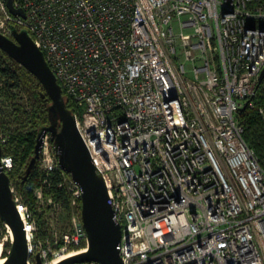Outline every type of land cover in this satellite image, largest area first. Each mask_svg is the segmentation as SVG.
I'll return each instance as SVG.
<instances>
[{
    "label": "built area",
    "instance_id": "1",
    "mask_svg": "<svg viewBox=\"0 0 264 264\" xmlns=\"http://www.w3.org/2000/svg\"><path fill=\"white\" fill-rule=\"evenodd\" d=\"M13 5L25 14L0 0V32L13 38V27L26 29L75 103L78 131L121 227L122 264H264V163L240 120L246 102L264 120L254 101L264 0ZM48 141L39 158L50 172L59 165ZM1 163L10 169L12 157ZM64 173L70 210L78 208L67 230L58 229V217L50 221L43 241L11 188L28 264H38V254L41 264H56L88 249L82 191Z\"/></svg>",
    "mask_w": 264,
    "mask_h": 264
},
{
    "label": "water",
    "instance_id": "2",
    "mask_svg": "<svg viewBox=\"0 0 264 264\" xmlns=\"http://www.w3.org/2000/svg\"><path fill=\"white\" fill-rule=\"evenodd\" d=\"M8 8L24 16V10L13 5V0H6ZM0 49L34 74L44 86L51 99L50 112L60 123L43 127L36 138L35 156L40 157L44 138L48 135L53 141V149L59 167L69 173L73 181L81 188V220L88 236V249L69 256L56 264L76 262H99L101 264H122L117 245L121 238V227L113 218L114 210L108 202V193L102 176L96 171L76 124V116L67 106L54 72L47 63L44 53L35 45L26 29L13 27V38L0 32ZM264 80V67L258 77L257 87ZM247 107V102L241 110ZM0 140V216L12 233L11 248L2 264H28V245L26 228L22 214L14 199L9 176L4 170ZM28 168V169H29ZM37 263L41 264L40 255Z\"/></svg>",
    "mask_w": 264,
    "mask_h": 264
},
{
    "label": "trees",
    "instance_id": "3",
    "mask_svg": "<svg viewBox=\"0 0 264 264\" xmlns=\"http://www.w3.org/2000/svg\"><path fill=\"white\" fill-rule=\"evenodd\" d=\"M0 83L2 94L13 105L0 107V128L8 131L7 140L2 142V154L12 157V167L5 171L11 186H15L21 195L20 202L37 221L35 232L37 237L43 239L50 233L47 209L38 211L34 190L42 187L45 193L51 195L55 202H60L65 210L70 209V192L64 182L65 171L60 167L47 172L39 165V158H36L30 168L29 165L35 156V143L39 131L52 123L59 124L60 120L50 112L51 99L38 78L1 49ZM61 89L67 106L74 113L75 103L65 94L62 86ZM19 93L26 97L27 104L19 103L17 99ZM258 100L264 106V89ZM240 120L245 126L246 142L255 149L264 163V120L255 109L248 107L240 112ZM50 142L53 145V141ZM79 207L81 208V201ZM5 228V222L0 216V230L3 231ZM4 245L3 257L8 255L7 249L11 248L12 243L9 241Z\"/></svg>",
    "mask_w": 264,
    "mask_h": 264
},
{
    "label": "rangeland",
    "instance_id": "4",
    "mask_svg": "<svg viewBox=\"0 0 264 264\" xmlns=\"http://www.w3.org/2000/svg\"><path fill=\"white\" fill-rule=\"evenodd\" d=\"M264 89V84L261 85L259 92L257 94V96L255 97L254 101L255 104L258 106H263L259 100H258V96L261 94L262 90ZM17 92V91H16ZM3 93V89H2V84L0 83V107L1 108H6L10 105H12L9 101V99H6V97L2 94ZM22 95H24V93L21 92ZM20 93L18 95V101L20 104L25 105L27 104V99L26 97L24 98V96H22ZM22 97V98H20ZM16 101V100H15ZM13 106V105H12ZM0 137L2 142L6 141L8 138V131L1 127L0 128ZM52 144L48 141V150H52ZM10 156V155H9ZM43 158H44V154L41 155V158H39V165L41 167H43ZM13 191L15 192L14 194L18 197L19 202L21 201V195L19 194V192L17 191V189L15 188V186H12ZM34 194L36 196V203H37V209L38 211H42L43 209H47L46 211V216L48 219V223L50 221H55L56 217H58V222H57V227L60 231L63 230H67L70 227L71 224V214L75 213L77 211L76 205L74 206L73 209H69V210H64L63 208H58L55 204H54V200L52 199V196L49 194L45 193V190L42 187L36 188L34 190ZM73 211V212H72ZM31 213V212H30ZM31 219L34 221V226H35V232H36V228H37V221L35 219V217L33 215H31ZM9 229V230H8ZM0 246H1V254L3 255V251L5 249V245L7 244L9 241L11 242V237H12V233L10 231V228L8 226H6V228L1 231L0 230ZM47 236H45V238L42 239V241L44 239H46ZM40 239V238H39ZM10 250V249H7Z\"/></svg>",
    "mask_w": 264,
    "mask_h": 264
},
{
    "label": "bare ground",
    "instance_id": "5",
    "mask_svg": "<svg viewBox=\"0 0 264 264\" xmlns=\"http://www.w3.org/2000/svg\"><path fill=\"white\" fill-rule=\"evenodd\" d=\"M4 261H5V257H3V255L1 254V246H0V264H2Z\"/></svg>",
    "mask_w": 264,
    "mask_h": 264
}]
</instances>
